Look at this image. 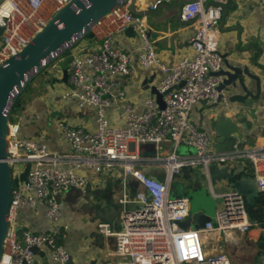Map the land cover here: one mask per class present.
<instances>
[{
	"label": "built area",
	"instance_id": "1",
	"mask_svg": "<svg viewBox=\"0 0 264 264\" xmlns=\"http://www.w3.org/2000/svg\"><path fill=\"white\" fill-rule=\"evenodd\" d=\"M71 1L0 0V67L32 43ZM172 1L152 0L144 5L137 0V13L130 10L129 1L95 24L92 34L99 41L97 48L72 55L67 87L61 97L75 102L78 109L93 110L95 128L59 121L57 128L70 146L68 152H51L45 142L23 137L17 125H9L8 162L13 179L21 176L28 163L31 167L27 180L20 181L12 191L0 264H45V258L35 255L32 248L50 256L47 264H76L64 245L68 231L63 221L64 196L72 189L86 190L90 184L87 172L119 170L126 179L137 181L141 190L134 197L126 193L119 199L120 230L105 221L98 223L100 234L116 239L113 255L118 264H231L224 253H208L206 241L214 233L251 230L254 224L246 198L226 192L221 207L204 229L185 230L180 222L191 215V202L188 198H172V184L185 168H199L216 197L210 165L243 161L264 193V148L215 151L213 135L193 123V110L199 105H211L221 98L225 108H233L228 95L219 90L223 82L219 72L224 67L219 50L221 22L223 6L230 0H195L183 6L181 21L196 23L197 28L190 52L174 65L166 66L151 41L146 13ZM209 3L212 4L208 6ZM127 28H134L141 40L136 56L118 42V34ZM135 63L163 73L157 90L163 95L164 108L149 97L144 111L139 113L128 101L120 78L130 76ZM118 106L126 113L122 126H114L109 116ZM165 144L169 147L161 154ZM180 145L193 152L180 154ZM142 146H154L155 151L141 153ZM146 167L160 168L163 179L147 176ZM38 205L43 206L52 228L34 233L21 222L20 213ZM19 231H23L20 237Z\"/></svg>",
	"mask_w": 264,
	"mask_h": 264
},
{
	"label": "crops",
	"instance_id": "2",
	"mask_svg": "<svg viewBox=\"0 0 264 264\" xmlns=\"http://www.w3.org/2000/svg\"><path fill=\"white\" fill-rule=\"evenodd\" d=\"M150 1L152 0H141L144 5ZM173 1L171 4L163 5L172 6ZM233 1L234 9L229 11L221 27L219 50L224 57L222 72L229 71L227 62L238 64L242 68L247 67L251 74L260 78L262 90L258 101H248L246 105L230 102L233 108L229 111L223 108V105L220 109L226 110V116L232 118L236 125L243 129L244 143L241 144L244 149L264 148V0ZM178 12L163 7L159 14L148 16L151 41L166 66L174 65L182 56L190 52V41L197 28L196 23L177 20ZM117 38L124 49L137 55L141 40L134 28H127L118 34ZM98 46L99 41L93 35V38L80 42L72 53L87 52ZM57 67L53 71L55 77L52 75L50 78V75L45 76V74L37 77L36 82L39 84L32 88V94L23 109L16 114L17 121L14 124L19 127L23 137L45 142L51 152L61 154L68 152L70 146L63 139L57 123L64 121L74 126L94 129L95 116L93 110L78 109L75 102L62 100L61 93L66 89L67 84L62 82L63 78H60L63 70L61 67L57 70ZM162 78L163 73L159 69H143L137 63L134 64L130 76L120 78L127 99L137 112L144 111L145 100L152 96L151 88L158 86ZM251 85L256 92L255 83L252 82ZM209 106L202 104L195 107L193 123L199 129L214 135L211 122L217 111H209ZM109 116L114 126H122L126 113L122 106H118L109 112ZM242 117L247 121L246 129L241 125ZM241 144L239 143L240 146ZM164 146L167 151L169 146L167 144ZM237 146L238 144L234 148L239 149ZM212 148L224 152V149L230 146L228 143L223 145L213 143ZM139 151L141 153L152 151L153 154L155 150L154 146H142ZM178 152L187 155L193 150L188 147L185 150L187 153H181L180 150ZM224 169L228 174L237 175L238 178L254 179L247 162L235 161L224 166L216 165L211 176L217 194L213 197L207 186L205 174L199 168H185L172 184L171 197L188 198L191 202V213L203 212L214 218L216 211L222 205V196L226 193L223 190L227 186V180H216ZM144 173L158 179L164 177L163 171L157 167H146ZM87 175L90 178L87 190L73 189L64 196L63 221L68 227L64 245L76 264H118L117 258L113 255L115 244L111 237H106L98 231V223L104 221L99 216V212L104 211L101 203H104L107 211L111 203L118 204L120 196L127 193L130 197H134L141 189L132 183L134 180L127 181L121 170L104 174L87 172ZM261 194L264 193L258 189L256 195L248 198V203L254 205ZM110 207L112 208V205ZM20 218L21 222L34 233L49 231L52 228L51 223L44 216V208L41 205L22 210ZM252 222L254 225L247 233L232 231L209 235L207 239L209 246L212 242L215 248L213 254H226L231 264H259L260 257L264 254V219L261 222L253 220ZM111 224L116 230H120L121 225L115 222ZM44 258L47 264L50 256L44 252Z\"/></svg>",
	"mask_w": 264,
	"mask_h": 264
},
{
	"label": "water",
	"instance_id": "3",
	"mask_svg": "<svg viewBox=\"0 0 264 264\" xmlns=\"http://www.w3.org/2000/svg\"><path fill=\"white\" fill-rule=\"evenodd\" d=\"M129 1L132 2L130 10L137 13L135 6L137 0H72L51 20L44 30L35 37L32 43L26 46L22 52L16 56L10 57L0 67V261L5 236L9 227L12 191L14 187L19 185L20 181L24 182L27 180V175L31 167V164L28 163L21 176L13 179L12 170L8 162L10 156L7 143L9 125L14 106L25 89L32 84L39 75L61 57L63 58L67 52L74 50L80 42L92 33L93 27L100 19L105 18L111 12ZM194 1L195 0H174L172 6L162 5L157 12L150 11L146 14H159L161 9L166 7L172 11L178 10L177 20H180V10L186 4ZM211 4L212 3H209L208 6ZM234 6L233 0H230L228 5L223 6L221 27L223 25V20L228 15L229 11L234 9ZM140 14H143V12H140ZM72 59L73 56L71 55L58 62L59 67L63 70L62 82L65 84H67L69 77L68 64ZM227 67L229 69L228 72H219V75L224 77L219 90L224 91L226 95H228L231 103L238 102L246 105L248 101H258L262 90L260 78L251 74L247 67L242 68L238 64H228V62ZM252 82L255 83L256 92L253 91ZM182 86L183 84L176 87V89ZM170 91L171 90H169V92ZM151 95V97L155 98L160 104L161 108L165 107L163 95L158 92L157 86L151 88ZM221 106L220 98L219 101L208 107L209 111H217V114H215L216 116L212 118L211 122L214 143L219 145L228 143L230 148H225L224 152L234 150L237 144V147L242 149L243 144L241 143L244 138V134L242 133L243 129L237 126L232 118L226 116L227 114H225V111L228 109L224 106L222 107L226 110L220 109ZM218 108L220 110H218ZM240 121L241 125L245 126L244 129H246V119L242 117ZM246 134L248 133L246 132ZM186 149H188V147L185 145H180L179 147L181 153H187L185 152ZM222 166H224V164H222ZM210 176H212L211 169ZM155 179L158 181L162 180L158 178ZM218 179H220L219 181L227 180V186L223 191H233L236 194L243 195L247 200L258 193V186L255 178H237V175L228 174L227 170L224 169L216 180ZM126 180L129 181L131 179L127 178ZM132 183L139 186L137 181ZM206 183L208 186V182ZM121 197L122 196H120L119 199ZM117 203H119V200ZM101 204L104 211H100L99 216L103 218L105 222H115V224L121 225V210L119 204L114 202L111 203L107 211L104 208V203ZM247 204L251 205L249 203ZM111 205L112 208L110 207ZM212 219L213 218L203 212L191 213L186 220L180 222V227L185 230H201L204 229L206 223L212 221ZM111 239L114 244H116V239L114 237H111ZM32 251L35 255L44 257V252L40 249L32 248ZM259 264H264V254L261 255Z\"/></svg>",
	"mask_w": 264,
	"mask_h": 264
},
{
	"label": "rangeland",
	"instance_id": "4",
	"mask_svg": "<svg viewBox=\"0 0 264 264\" xmlns=\"http://www.w3.org/2000/svg\"><path fill=\"white\" fill-rule=\"evenodd\" d=\"M73 51V50H72ZM72 55H73V53H72ZM60 59H62V57L60 58ZM59 59V60H60ZM59 60L57 61V62H55V63H53L47 70H45L42 74H41V76L43 75V74H45V76L47 75V76H49L50 75V78L52 77V75H54L53 77H55V73L53 72L54 71V68L56 67V66H58V62H59ZM52 71V72H51ZM40 76V75H39ZM44 76V77H45ZM37 80V79H36ZM36 80L32 83V84H30L26 89H25V91L22 93V98L20 99V102H21V104H22V106H24L25 104H26V101H28L29 100V98H30V96H31V94H32V88H35V85L36 84H39V82H36ZM20 96V97H21ZM15 121H17V117H16V114H13V116L11 117V122H15ZM166 146H162V150L160 151V153L161 154H163L164 152H166V150L164 149ZM215 164H211L210 165V169H211V172H212V174L214 173V168H215ZM246 201H247V199H246ZM247 203H248V201H247ZM22 233H23V231H19L18 232V236L20 237V236H22ZM210 246H209V241L207 240L206 241V251L208 252V253H211V254H213L214 253V247L212 246V242H210ZM210 251V252H209Z\"/></svg>",
	"mask_w": 264,
	"mask_h": 264
},
{
	"label": "trees",
	"instance_id": "5",
	"mask_svg": "<svg viewBox=\"0 0 264 264\" xmlns=\"http://www.w3.org/2000/svg\"><path fill=\"white\" fill-rule=\"evenodd\" d=\"M90 38H93V34L90 33L86 38L85 40L87 39H90ZM72 55V51H69L67 52V54H65V56H63L62 59L68 57V56H71ZM41 76V75H40ZM23 96V95H22ZM22 96L19 98V100L16 102L15 106H14V109L12 111V115L11 117L13 116V114H17L20 110L23 109V106L20 102V99L22 98ZM14 122H11L10 121V124H13ZM238 178V177H237ZM248 211H249V214H250V217H251V220L253 221H259L261 222V220L264 218V194H261L259 196V198L257 199L256 203L254 205H248Z\"/></svg>",
	"mask_w": 264,
	"mask_h": 264
},
{
	"label": "clouds",
	"instance_id": "6",
	"mask_svg": "<svg viewBox=\"0 0 264 264\" xmlns=\"http://www.w3.org/2000/svg\"><path fill=\"white\" fill-rule=\"evenodd\" d=\"M251 218V217H250Z\"/></svg>",
	"mask_w": 264,
	"mask_h": 264
}]
</instances>
